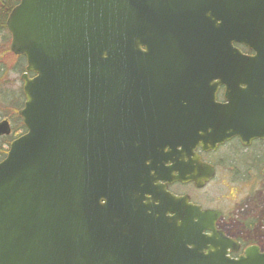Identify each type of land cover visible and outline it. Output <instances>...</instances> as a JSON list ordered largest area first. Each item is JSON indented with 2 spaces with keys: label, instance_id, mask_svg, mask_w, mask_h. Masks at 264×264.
Listing matches in <instances>:
<instances>
[{
  "label": "water",
  "instance_id": "95a60500",
  "mask_svg": "<svg viewBox=\"0 0 264 264\" xmlns=\"http://www.w3.org/2000/svg\"><path fill=\"white\" fill-rule=\"evenodd\" d=\"M6 27L10 50L26 58L18 112L26 132L0 161V264H136L146 249L156 264H264L259 248L228 255L232 241L210 225L220 212L197 207L199 221L188 212L173 232L169 219L131 212L137 185L165 180L180 152L245 133L242 113L199 110L197 92L215 86L201 82L197 55L215 44L221 68L231 61L235 77L250 78L248 88L236 82L230 102L260 106L264 0H20ZM215 27L229 41H195ZM170 60L184 68L173 72ZM247 126L261 134L252 116ZM10 134L0 121V136Z\"/></svg>",
  "mask_w": 264,
  "mask_h": 264
},
{
  "label": "flooded vegetation",
  "instance_id": "af4514ba",
  "mask_svg": "<svg viewBox=\"0 0 264 264\" xmlns=\"http://www.w3.org/2000/svg\"><path fill=\"white\" fill-rule=\"evenodd\" d=\"M218 23L219 21L215 20L214 24ZM215 29L217 28L215 27L210 32H202L195 41H229V36L223 35V38H219V33ZM233 46L246 55L255 54V51L245 44L234 42ZM203 51H210L211 54L197 55L200 59L198 62L201 63V60H204V64H200L198 68V73L202 76L201 82L205 86H215V89H210L207 93V88L203 87L197 92L195 97L200 101L199 110L203 111V114L215 113L218 116L231 115L233 110L236 115L242 113L243 123L246 125L240 128L245 133L243 135L234 134L212 148L204 149L200 145L197 146L194 155L197 156L198 161L194 159V155L186 156L185 152H180L176 160L166 163L169 169L163 173L165 180L160 179L150 185H145V183L137 185L140 192L136 194L131 212L135 213L139 220L166 221L169 219L174 224V230L171 232L176 230L177 222L180 223L179 227L181 226L188 212H190L188 218H191L193 222L199 221L197 217H194L197 207L205 211L220 212V216L212 220L211 224L207 221L203 225H213L217 234L220 233L221 236L231 240L232 247H228V255L231 258H238L251 247L264 251V101L257 108L254 107L255 109H251L253 107L251 104L256 105L251 102H230L229 98L238 94L233 93L236 82L240 83V88H248V84H243L242 81L249 83L250 78L235 77L234 71L232 73L231 70V61H229L230 70L221 68L218 62L219 50L215 44L212 43L210 48L200 47L199 52ZM228 55L225 56L229 58L230 55ZM16 56L17 58L22 57ZM165 65L166 68H174L173 72L178 71L177 68L180 65L184 68V64H177L173 60L165 61ZM33 75L34 73H30V76ZM225 104H228L229 111L226 112L223 109L220 111L218 106ZM213 105L215 108H212ZM238 106H243V108L239 109ZM250 116L253 117V131L261 133L257 137L252 136L251 129L247 126L250 123ZM199 120L203 119L199 118ZM18 121L23 127L17 129L9 121L11 134L5 137H10L11 140L12 137L16 138L26 132L19 114ZM232 122V124L241 123L239 118H233ZM18 130H22L21 133L14 136ZM152 174L157 175L155 171H152ZM180 175L181 178H177ZM220 175L223 176V184L229 186V195L216 196L207 190L208 186ZM149 187L150 190L147 189ZM225 198L227 202L223 205L221 202ZM152 225L154 226L153 223ZM151 233L152 230L149 235ZM204 234L212 236L214 232L212 229H205ZM152 246L163 254V259L167 258L166 249L160 251L156 245ZM171 258L174 256L168 259ZM134 259L136 264H156L154 259L157 257L146 249L135 255Z\"/></svg>",
  "mask_w": 264,
  "mask_h": 264
},
{
  "label": "rangeland",
  "instance_id": "374dc122",
  "mask_svg": "<svg viewBox=\"0 0 264 264\" xmlns=\"http://www.w3.org/2000/svg\"><path fill=\"white\" fill-rule=\"evenodd\" d=\"M0 1V8H1ZM10 34L6 29L0 31V121L8 119L15 128L20 127L18 121V110L24 103L23 81L25 65L9 49ZM22 130L14 134L17 136ZM7 143L0 147V159L7 153ZM223 176L208 186V191L214 195H229V186L223 184ZM230 198V197H228ZM226 198L222 204H226Z\"/></svg>",
  "mask_w": 264,
  "mask_h": 264
},
{
  "label": "trees",
  "instance_id": "16d2710c",
  "mask_svg": "<svg viewBox=\"0 0 264 264\" xmlns=\"http://www.w3.org/2000/svg\"><path fill=\"white\" fill-rule=\"evenodd\" d=\"M1 1V8H0V31L3 29L7 30L6 27V19L8 17L9 12L11 9L19 3L20 0H0ZM19 60L22 61V64L25 65V58L24 57H19ZM23 125L22 123L20 124L19 128H22ZM7 145L10 143V137H0V147L2 145L6 144ZM5 157V156H4ZM4 157H2L0 160H2Z\"/></svg>",
  "mask_w": 264,
  "mask_h": 264
}]
</instances>
